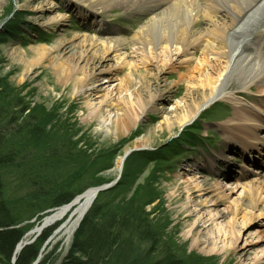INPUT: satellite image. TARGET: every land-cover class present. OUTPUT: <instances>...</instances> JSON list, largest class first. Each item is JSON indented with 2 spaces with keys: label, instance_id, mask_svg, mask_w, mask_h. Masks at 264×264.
Returning a JSON list of instances; mask_svg holds the SVG:
<instances>
[{
  "label": "rangeland",
  "instance_id": "1",
  "mask_svg": "<svg viewBox=\"0 0 264 264\" xmlns=\"http://www.w3.org/2000/svg\"><path fill=\"white\" fill-rule=\"evenodd\" d=\"M50 3L51 14L59 13L64 19L46 27L43 21L50 12L39 15L35 6ZM138 8L139 5L129 10L112 6L90 16L70 6L68 0H0V112L8 119L16 113L14 134L5 132L2 137L5 141L1 154H9L10 150L11 154L9 161L0 164V203L10 216L18 213V219L0 229L25 228L12 262L25 245L36 243L45 232L35 264L41 258V264H58L80 222L96 202L103 209L114 207L118 215L127 216L124 221L130 224H124L115 235L118 244L109 251L118 258L114 264H149L168 258L182 264H238L253 255L257 243L241 247L244 239L249 240L245 230L238 246L229 253L205 251L191 245L192 237L184 236L194 216L187 214L190 207L182 205L188 193L177 180L179 174L198 176L209 187L214 182H235L243 168L259 166L255 170L263 178L264 156L258 158L252 152L251 157L250 152H242L224 137L221 125L233 115L231 103L214 100L195 119L170 129L162 123V112L168 114L174 101L185 92L184 83L175 84L176 72L167 70L156 76L153 69H148L152 66L147 65L128 75L124 67L118 76L129 77V83L119 98L147 100L150 94L161 93L163 111H140L128 128L114 118L103 123L100 118H89L86 95L73 93L72 78L60 79L53 68L55 63L78 62L76 65L82 66L83 62L71 54L73 48L50 49L44 54L33 49L40 44L53 45L58 39L72 47L78 41L73 34L104 37L112 28L129 36L158 9L136 11ZM198 25L203 27L204 20ZM75 75L82 76V72ZM236 94L244 104L263 96L255 86ZM155 104L156 108L160 105ZM119 159L122 162L117 166ZM31 178L42 185L33 184ZM174 186L177 190L170 194ZM62 188L73 194L68 202L89 188L96 189V194L71 236L49 241L56 225L44 227L42 221L54 208L68 203L49 206L51 197ZM191 196L198 201L195 193ZM134 212L152 229V238L139 232ZM226 218L224 214L220 221ZM256 226L257 220H253L246 228ZM111 262L108 258L104 264Z\"/></svg>",
  "mask_w": 264,
  "mask_h": 264
},
{
  "label": "bare ground",
  "instance_id": "2",
  "mask_svg": "<svg viewBox=\"0 0 264 264\" xmlns=\"http://www.w3.org/2000/svg\"><path fill=\"white\" fill-rule=\"evenodd\" d=\"M68 4L90 16L112 6L129 10L139 5L136 11L158 8L129 36L112 28L104 37L73 34L72 38L78 41L72 47L66 46L64 39H58L53 45L40 44L33 48L40 50L39 54L49 53L50 49L73 48L71 54L83 62L82 66H77L78 62L55 63L53 68L60 79L72 78L73 93H85L89 118H100L103 123L114 118L127 127L136 122L140 111L162 112L161 93L150 94L147 100L119 98L126 82L129 83V77L118 76L119 70L127 67L129 75L149 65L152 67L148 69H153L156 76L167 70L176 72L175 84L185 85L184 94L174 101L169 113L162 112V123L168 128L184 126L201 110H207L214 100H225L233 108V115L221 125L225 139L237 144L242 152H250L251 157L252 152L258 158L264 156V135H261L264 134V0H68ZM35 10L39 15L50 12L43 21L46 27L64 19L59 13L51 14V3L35 6ZM201 19L203 27L198 25ZM77 71L82 76L75 75ZM233 82L237 87L231 86ZM253 86L263 98L244 104L236 92ZM155 103L160 105L156 108ZM121 162L119 159L117 166ZM252 163L258 165L256 161ZM257 167L243 168L235 182H214L209 187L198 176L178 175L179 184L188 193L182 205L185 209L190 207L187 214L194 216L184 231L185 237H192V246L208 252L229 253L238 246L245 230L249 240L244 239L241 247L245 249L254 243L257 246L248 261L239 259L238 264H264V175L259 177ZM176 190L174 186L170 194ZM95 194L96 189L89 188L45 216L44 227L56 225L48 240L56 237L67 240ZM224 214L227 218L221 222ZM253 220H257V226L246 228ZM39 252L40 249L31 264H35Z\"/></svg>",
  "mask_w": 264,
  "mask_h": 264
},
{
  "label": "trees",
  "instance_id": "3",
  "mask_svg": "<svg viewBox=\"0 0 264 264\" xmlns=\"http://www.w3.org/2000/svg\"><path fill=\"white\" fill-rule=\"evenodd\" d=\"M15 115L16 113H13L14 117L11 115L10 119H8L7 117L2 116L0 112V164L6 160H10L9 157L11 150L9 154H1V148L5 141L2 137L5 132L8 133V135L14 134L12 133V130H16L14 127V125H16ZM31 181L33 184L42 185L40 182L36 183L32 178ZM61 190V192H57L51 197V202L49 203L50 207L68 202L73 197V194L66 191V188H62ZM78 191H80V189ZM103 208L104 207L97 202L90 208L77 227L68 251L58 264H104L108 258H110V261H112L111 263L114 264L118 260V258L111 255L109 251L116 246L115 244H118V239L115 235L118 234L120 227H123L124 224L127 226L130 224H128L127 221H124L127 216L118 215L117 210L114 207L109 208L106 206L105 209ZM133 214L135 219L134 223L138 221L137 223L140 224L139 232H143L152 238V229L148 227L149 225L144 218L140 215L138 216L136 212ZM17 216L18 213H16L15 216H10L6 208L0 203V227L12 224L16 218L18 219ZM99 216L100 220H98ZM24 229L25 228L23 227L0 229V264H31L34 261L43 241L45 240V232L36 243L25 245L12 262L14 249L18 241L21 239ZM43 260L44 258L39 261L43 262ZM40 262L37 264H41ZM125 264H132V261L126 262ZM141 264L144 263L142 262ZM149 264L182 263L168 258V260L164 259Z\"/></svg>",
  "mask_w": 264,
  "mask_h": 264
}]
</instances>
